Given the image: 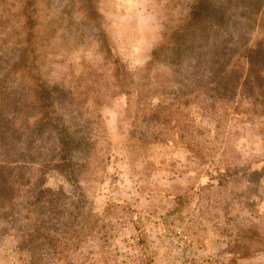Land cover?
<instances>
[{
  "label": "trees",
  "instance_id": "obj_1",
  "mask_svg": "<svg viewBox=\"0 0 264 264\" xmlns=\"http://www.w3.org/2000/svg\"><path fill=\"white\" fill-rule=\"evenodd\" d=\"M12 4L24 21L12 64L15 87L0 80V246L16 238L19 264H118L117 242L129 215L117 202L95 210L88 191L111 156L101 122L103 99L126 94L134 118L173 123L175 134L164 139L188 151L198 165L221 169L224 182L241 167L224 156L238 147L240 126L258 122L264 140V0H193L187 11L170 16L150 58L136 70L116 54L99 0H83L80 19L97 30L98 59L107 70L98 72V59H83L82 72L73 71L71 78L44 76L37 60L39 30L32 23L34 0ZM2 12L0 31L15 28L18 22ZM194 105L216 117L214 129L225 135L210 138L211 129L200 124L206 130L194 136L176 129L189 126L179 114L192 115ZM157 137L161 141L160 133ZM54 164L79 187V195L46 186L45 172ZM258 226L241 230L234 256L264 260V230ZM135 227L141 243L146 234Z\"/></svg>",
  "mask_w": 264,
  "mask_h": 264
},
{
  "label": "rangeland",
  "instance_id": "obj_2",
  "mask_svg": "<svg viewBox=\"0 0 264 264\" xmlns=\"http://www.w3.org/2000/svg\"><path fill=\"white\" fill-rule=\"evenodd\" d=\"M82 2L34 0L32 23L39 30L37 60L44 76L47 72L64 73L71 78L73 71L82 72L83 59L94 62L99 58L97 30L87 28L79 16ZM192 3L193 0H99V9L116 54L136 70L150 58L170 16L187 11ZM14 8L12 0H0V12L6 19L18 22L15 28L0 31V80L13 87L12 75L16 73L12 64L17 59L24 21ZM11 9L14 10L10 12ZM98 63V72L107 70L103 60ZM128 99L126 94L109 101L103 99L101 122L112 142L111 156L104 174L88 190L95 210L102 212L108 204L117 202L119 209L124 207V213L129 215V225L117 242L118 264H264L259 255L243 259L232 253L233 241L241 230L257 223L258 229L264 230V140L258 122L254 121L256 127L254 123L240 126L238 147L225 150L224 156L241 167L238 174L224 182L221 169L212 164L198 165L188 151L164 139L175 134L173 123L160 126L134 118ZM189 108L192 115L179 114L189 126L176 129L194 136L206 130L200 124L211 129L210 138L225 135L217 126L214 129L218 120L208 117L205 108ZM215 155L222 157V149ZM45 180L46 186H63L80 194L79 187L72 185L57 164L46 170ZM135 226L146 234L141 243L137 242L140 236ZM19 256L16 238L4 239L0 264H19Z\"/></svg>",
  "mask_w": 264,
  "mask_h": 264
}]
</instances>
